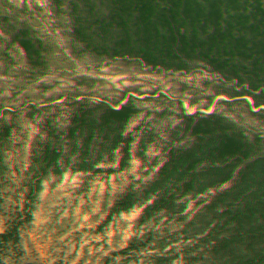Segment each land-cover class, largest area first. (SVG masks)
<instances>
[{"label":"rangeland","instance_id":"obj_1","mask_svg":"<svg viewBox=\"0 0 264 264\" xmlns=\"http://www.w3.org/2000/svg\"><path fill=\"white\" fill-rule=\"evenodd\" d=\"M120 3L0 0V264H264V0Z\"/></svg>","mask_w":264,"mask_h":264},{"label":"trees","instance_id":"obj_2","mask_svg":"<svg viewBox=\"0 0 264 264\" xmlns=\"http://www.w3.org/2000/svg\"><path fill=\"white\" fill-rule=\"evenodd\" d=\"M111 4L120 5L121 0H109ZM120 1V2H119ZM120 3V4H119ZM77 35V34H76Z\"/></svg>","mask_w":264,"mask_h":264}]
</instances>
